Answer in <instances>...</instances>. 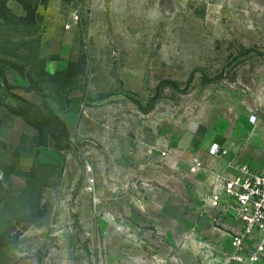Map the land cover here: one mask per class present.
I'll list each match as a JSON object with an SVG mask.
<instances>
[{
    "label": "rangeland",
    "instance_id": "rangeland-1",
    "mask_svg": "<svg viewBox=\"0 0 264 264\" xmlns=\"http://www.w3.org/2000/svg\"><path fill=\"white\" fill-rule=\"evenodd\" d=\"M241 167L264 0H0V264H264L205 203Z\"/></svg>",
    "mask_w": 264,
    "mask_h": 264
},
{
    "label": "built area",
    "instance_id": "built-area-1",
    "mask_svg": "<svg viewBox=\"0 0 264 264\" xmlns=\"http://www.w3.org/2000/svg\"><path fill=\"white\" fill-rule=\"evenodd\" d=\"M218 148V143H212L210 153H216ZM194 165L200 162L195 160ZM208 179L211 189L205 203L219 205L240 224L229 233L231 245L243 249L246 241L253 240L251 257L264 258V170L241 167L230 172L211 171Z\"/></svg>",
    "mask_w": 264,
    "mask_h": 264
},
{
    "label": "crops",
    "instance_id": "crops-1",
    "mask_svg": "<svg viewBox=\"0 0 264 264\" xmlns=\"http://www.w3.org/2000/svg\"><path fill=\"white\" fill-rule=\"evenodd\" d=\"M221 209V208H220ZM222 213L220 214V218L224 219V222L229 226L231 229H238L240 227L239 222L231 218L223 209H221ZM225 216V217H224Z\"/></svg>",
    "mask_w": 264,
    "mask_h": 264
}]
</instances>
